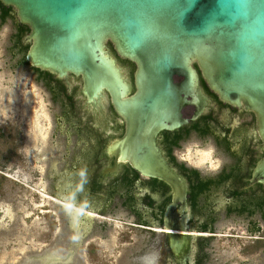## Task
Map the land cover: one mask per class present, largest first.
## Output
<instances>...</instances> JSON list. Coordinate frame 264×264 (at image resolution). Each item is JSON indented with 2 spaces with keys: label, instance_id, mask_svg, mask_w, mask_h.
<instances>
[{
  "label": "water",
  "instance_id": "obj_1",
  "mask_svg": "<svg viewBox=\"0 0 264 264\" xmlns=\"http://www.w3.org/2000/svg\"><path fill=\"white\" fill-rule=\"evenodd\" d=\"M0 1L30 27V64L58 76L81 75L94 106L110 98L125 129L107 151L115 154V167L126 162L169 184L164 220L175 231L168 235L177 254L194 235L186 229L189 214L179 218L174 210L179 201L186 207L187 184L157 136L188 120L183 108L204 96L202 76L221 99L255 113L264 146V0ZM250 181L264 183V152Z\"/></svg>",
  "mask_w": 264,
  "mask_h": 264
},
{
  "label": "flooded vegetation",
  "instance_id": "obj_2",
  "mask_svg": "<svg viewBox=\"0 0 264 264\" xmlns=\"http://www.w3.org/2000/svg\"><path fill=\"white\" fill-rule=\"evenodd\" d=\"M8 19L12 20L14 28L10 35L11 46L6 47V52H10L11 58H17L20 55L15 64L29 66L33 70L35 78L44 82L49 98L54 103L52 111L56 123L53 125L51 116L48 117L45 97L36 84L33 91V86H29L25 74L9 79L8 74L1 70L0 119L2 122L3 114H9L12 110L19 112L26 119L27 113H24L23 106L28 105L27 95L31 91L30 95L33 97L34 103L27 111L31 112L35 119L31 123L33 130L27 132L29 138L26 142L29 144L31 152L27 157L28 159L32 157L33 161L35 160L33 170L43 174L47 165L45 158L49 155L47 149L50 144L52 150L50 155H53L51 156L53 160L50 164V173L55 181L52 186L58 187L60 198L52 196L54 199H51L58 202L63 200L64 203L62 201L60 203L74 216V221L83 220L86 222V215H99L98 212L104 211L107 202L116 198L119 203L128 207L143 225H146L142 227L152 233L151 245L154 239L160 240L157 244L160 246V252L155 253V260L158 261V264H210L212 258L207 249L206 239H213L217 236L230 241L239 239L241 242L236 245L224 242L236 250L233 251V256L227 259L222 260L216 257L219 261L214 264H221V262L226 264L227 261L232 263L231 259L234 258L235 262L239 260L236 263L233 261L234 264H248L251 260L249 256L238 250L243 248V245L252 247L250 252L246 250L248 255L264 253L262 242L264 240V231L262 230L264 227L262 225L264 223V183H251L250 181L253 169L264 152V146L257 130L256 115L252 110L224 101L209 88L201 76L200 82L204 96L199 95L197 102H189L184 106L183 116L188 120L177 128L165 129L158 134L157 142L163 155L184 177L187 184L186 207L181 208L183 204L179 201L174 210L179 211V218H182L186 213L189 214L185 221L186 229L193 230L191 234L194 235L182 250L178 249L176 254L170 246L168 235L169 232L175 231H170L164 220L166 208L172 201L169 184L159 178L141 174L126 162L115 167V154L107 151L110 141L121 135L125 129V121L123 118L119 119L120 116L110 98L105 104L101 97L102 102L94 106L88 101L86 93L82 90L81 75L69 73L67 76H58L30 64L25 55V45L28 43L26 36L30 27L20 21L16 9L12 5L0 1V25H3ZM123 59L125 58H120V60ZM127 60L135 65L133 61ZM5 64L8 65L7 61ZM175 79L180 80L182 76H175ZM11 91L16 92L17 95V101L12 104L8 100ZM189 99L192 97L189 96ZM57 106H59V110ZM5 118H7L6 115ZM73 119L78 123L73 124ZM64 122L72 123L71 127L75 129L76 143L81 145L80 149L72 156L74 161L69 167L70 169L59 171L56 168L54 153L58 150V156L64 157L67 152L62 151L61 142L54 139L53 136L57 127H62ZM4 134L6 133L0 130V138H3ZM31 134L34 136L30 137ZM195 136L198 137L199 143L193 141ZM211 140L214 142L213 144ZM70 141L71 139L67 136L64 144L66 150L68 149L67 143ZM190 142L193 144L187 148L185 143ZM0 171L7 175L2 170ZM19 172L20 170L16 169L13 175L25 183V175H21ZM35 182L33 183L34 187H46L43 178H39V181ZM71 195L78 199L77 203L71 199ZM33 203L34 201L31 203L32 210H24L21 206L19 211H16L7 202H0V223L2 225L15 220L17 212H20L21 219L18 217V220H22L23 228H25V224L31 228V231L26 234L18 231L12 236L14 242L18 244L19 253L23 252L21 247L24 245L34 247L30 238L35 243L45 244L44 241L37 238L41 230L47 229L42 225L45 220L43 221L41 213L50 212L55 216L57 214L53 208L42 209V207H35ZM88 203L91 207L88 206ZM69 204L82 208L81 211L86 212L85 215H83L84 213L74 214L71 211L73 206ZM34 208H37V212L34 211ZM83 209L94 214L87 213ZM222 213L227 216L234 214L247 219L246 230L216 231V222ZM27 218L30 219L29 223ZM34 218H39L38 225L33 223ZM59 219L57 218L58 221ZM153 228H160V230L157 231ZM60 230V226L54 228L52 235H58ZM243 238L244 241H242ZM10 240V236L3 235L0 237V246H7ZM24 241L26 242L24 243ZM88 242L86 240L85 243ZM51 244L53 250L50 248L37 256L39 264L66 263L72 260L75 252L72 247L68 248L62 256L55 251L58 243L52 242ZM215 255L217 256V254ZM57 257L61 259L58 260ZM157 263L154 262V264Z\"/></svg>",
  "mask_w": 264,
  "mask_h": 264
},
{
  "label": "rangeland",
  "instance_id": "obj_3",
  "mask_svg": "<svg viewBox=\"0 0 264 264\" xmlns=\"http://www.w3.org/2000/svg\"><path fill=\"white\" fill-rule=\"evenodd\" d=\"M13 28L11 19H8L3 25H0V70L6 72L9 79L14 76L25 74V79L27 78L29 86H33V91L35 90V84L39 87L47 103L46 108L49 112L47 113L48 117L51 116L52 123L55 125L56 121L52 111V104L54 103L49 98V93L44 82L35 78L34 72L29 66H17L15 64L20 55H18L17 58H11L10 52H6V47L11 46L10 35ZM28 46L29 42L25 45V50H27ZM5 61H7L8 65L5 64ZM30 94L31 91L27 95L28 105L23 106L25 110L24 113H27V117L25 116L26 119H24L19 112L14 110L10 111L9 114H3L2 122L0 119V130L6 133L3 138H0V170L7 173V175H5L0 171V202H7L12 206V209L16 211H19L21 206L24 210L26 209L29 211L33 209V207L31 208V203L42 198L40 192L43 191L48 194V196L45 199L46 203L42 206V209H55L57 211L56 216L60 219L58 221L56 216L50 212L41 213L43 221L45 220L42 225L47 227V229L41 230L37 238L44 241L45 244L40 245V243H35L32 238H30L31 244H33L34 247H40L35 249L34 247H30L31 245H29V247L24 245L21 247L23 251L21 253L18 252V244L14 242L12 236L18 231H21L23 234L31 231L29 225H25V228H23L24 225L22 220H18V217L21 219V216H19L21 213L17 212L18 215L16 219L9 221L8 224L2 225L0 223V237L3 235L5 237H11L7 246H0V264H39L37 256L52 248V242L58 243V247L55 248V251L62 256H64L68 248L72 247L75 251L71 261L66 263L56 262L54 264H142L141 260L144 255L149 253L155 254L156 252L159 253L160 246L157 244L160 240L157 241L154 239L151 245L152 233L147 231L145 227H142L146 225H143V223L131 213L129 208L119 203L116 198L107 202L104 211L98 212L100 217L95 214L93 216L86 215V222L83 220L74 221V216L67 211L63 204L51 199L52 197H50V195L57 198H59V196L58 187L52 186L55 181L50 173V164L53 160L51 158L53 155H50V151H52L50 144L47 149L49 155L45 158L47 165L43 174H39L37 171L33 170L35 160L33 161L32 157L30 159L27 157L31 154L29 144L26 142L27 138H29V133L27 132L33 130L31 123L33 119H35V116L27 111L30 105L34 103V99ZM8 100L11 104L17 101L16 92L11 91ZM57 108L58 110L60 109L59 106H57ZM5 115L7 118H5ZM72 121L73 124L78 123L74 119ZM71 124L64 122L62 127H57L55 135L53 136L54 139L61 142L62 151L65 150L67 152L64 157L61 155L58 156V150L54 153L56 155V168L59 171L62 169H70L69 167L74 161L72 156L80 149L81 144L76 143L75 129L71 127ZM67 132L68 135H66ZM33 136L34 135L31 134L30 137ZM67 136L71 141L67 143L68 149L66 150L64 144ZM193 141L200 142L196 136ZM192 142L185 143L187 148L193 144ZM211 142L212 144L214 143L212 140ZM214 147L216 146L214 145ZM21 149H23L22 152ZM16 169L20 170L19 173L21 175H25V183L13 176ZM39 178H43L46 187H34L33 183L39 181ZM28 179H30V181H28ZM36 189L39 190L38 193ZM34 211L37 212V208H34ZM196 214L198 215L197 211ZM26 220L28 223L30 222V219L27 218ZM115 220L123 222V226L117 227ZM262 225L264 226V223ZM58 226L61 227V232L56 236L52 235V231ZM246 226L247 219L237 217L234 214L227 216L222 213L216 222V231L236 232L238 229L246 230ZM262 230L264 231V227ZM86 240L89 241L87 244L85 243ZM244 240L243 238L242 241ZM26 241H24V243ZM206 241L208 243L207 249L211 253L212 258L210 264L219 261L216 257L223 260L233 256V251H235L236 248H231V246L224 244V242H230L232 245L241 242L239 239H231L230 241L224 237L220 238L218 236L213 239H206ZM262 242L264 245V240ZM251 248L250 245H243V248L238 250H241L240 252L244 255L247 254V256H249L251 260H249L248 264H264V253H259V255L255 254L253 256L248 255V251L250 252ZM53 249L54 248L51 250ZM214 253L217 254V256ZM231 260L232 263L230 261V263H228L227 261L226 264H234L236 259L234 258ZM155 262L157 263L158 261L155 260ZM221 264L223 263L221 262Z\"/></svg>",
  "mask_w": 264,
  "mask_h": 264
},
{
  "label": "bare ground",
  "instance_id": "obj_4",
  "mask_svg": "<svg viewBox=\"0 0 264 264\" xmlns=\"http://www.w3.org/2000/svg\"><path fill=\"white\" fill-rule=\"evenodd\" d=\"M13 96V95H12ZM201 158V157H200ZM204 159V158H203ZM13 176H15V175H13ZM39 191V190H38ZM40 194H41V199L39 200V202H34L33 203V205L35 206V207H42L45 203H46V201H45V199H46V197L48 196V194H46L45 192H43V191H41L40 192ZM50 197H52V196H50ZM53 199H54V197H52ZM56 200H58L57 198H56ZM50 201V200H49ZM60 201H62L63 203H64V201L63 200H59V202ZM48 202V201H47ZM69 205H71V206H73V208L74 209H76V210H73V212L74 213H78V214H82V213H84L83 211H81V209L82 208H80V207H78V206H75V205H73V204H69ZM26 210V209H25ZM83 210H85V209H83ZM85 211H87V210H85ZM31 212V211H30ZM86 213V212H85ZM87 213H92V212H90V211H87ZM92 214H94V213H92ZM27 215H29L28 213H27ZM33 218V217H32ZM39 218H34V220H33V223H35V225L39 222V220H38ZM41 220V219H40ZM42 221V220H41ZM115 223H116V226L117 227H122L123 226V222H121L120 220H115ZM26 225V224H25ZM38 225V224H37ZM36 227V226H35ZM39 227H40V225H39ZM153 229H155V230H157V231H159L160 230V228H153ZM31 230V229H30ZM37 231V230H36ZM190 233H193V230L192 231H190ZM28 235V234H27ZM30 237V236H29ZM22 249H24V248H22ZM56 258V257H55ZM58 258V260L59 259H61L60 257H57ZM142 264H154V262H155V254L154 253H149V254H146V255H144L143 257H142ZM51 263V262H50Z\"/></svg>",
  "mask_w": 264,
  "mask_h": 264
}]
</instances>
